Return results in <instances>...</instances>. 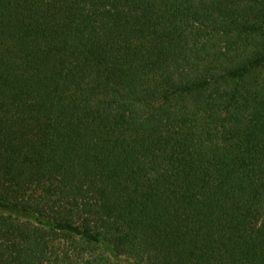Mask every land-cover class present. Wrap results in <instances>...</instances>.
<instances>
[{"label": "trees", "instance_id": "obj_1", "mask_svg": "<svg viewBox=\"0 0 264 264\" xmlns=\"http://www.w3.org/2000/svg\"><path fill=\"white\" fill-rule=\"evenodd\" d=\"M0 264H264V0H0Z\"/></svg>", "mask_w": 264, "mask_h": 264}, {"label": "rangeland", "instance_id": "obj_2", "mask_svg": "<svg viewBox=\"0 0 264 264\" xmlns=\"http://www.w3.org/2000/svg\"><path fill=\"white\" fill-rule=\"evenodd\" d=\"M210 7V6H209ZM206 8V10H207V15L208 16H211V15H214V14H216V11L214 10V7H212V8ZM214 40H227L226 39V37H224V36H218L216 39H214Z\"/></svg>", "mask_w": 264, "mask_h": 264}]
</instances>
